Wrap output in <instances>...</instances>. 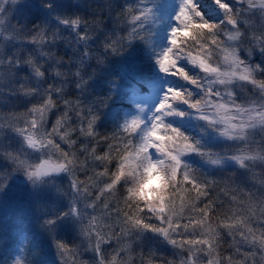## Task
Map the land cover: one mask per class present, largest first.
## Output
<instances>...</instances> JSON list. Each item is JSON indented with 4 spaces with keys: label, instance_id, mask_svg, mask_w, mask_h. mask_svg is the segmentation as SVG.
<instances>
[{
    "label": "snow or ice",
    "instance_id": "1",
    "mask_svg": "<svg viewBox=\"0 0 264 264\" xmlns=\"http://www.w3.org/2000/svg\"><path fill=\"white\" fill-rule=\"evenodd\" d=\"M217 5L224 12V20L220 24H209L203 20L200 13L193 7L192 0H183L179 12L176 16L177 27L171 32L170 47L167 48L158 59L157 63L161 72L170 74L173 77V87L161 99L155 110L148 117L147 121L140 117H134L124 123L123 129L112 136L100 137L106 145V150L99 144V140L94 133L95 118L79 108L73 106L71 99L62 98L64 109L50 123V113L56 107L60 96V89L55 82H49V72L39 59H34L30 51L25 47L31 44L34 49L36 46L47 42L48 36L43 25H34L30 29H23L11 23L10 17L14 11L8 0H0V35L7 41L20 42V46L7 52L6 60L8 64L7 74L14 81L11 95H21L27 98V104L19 108L20 101H16L12 107L6 110L0 108V121L11 127V130L18 136L22 137L21 145L27 144L30 148L41 147V140L52 145L60 152L67 162L71 163L75 157V153L69 148L72 143L79 142V151L89 158L96 161H104L99 167L90 168L84 175L83 179L76 177L73 179V187L78 183L91 182L92 173L103 175L108 172L107 163L109 161V153L112 151H120L121 149L136 148L141 152H147L153 157H159L161 154L170 156L175 162L176 167L173 170L174 176H179L180 183L185 186V191L191 194L189 203L193 206L192 212L195 215H189L181 219L179 223L172 221H163L160 224H148L139 215L129 216L128 221L131 227L142 228L154 233L163 234L168 243L182 250L179 261H174L166 257L167 264H234V258L239 256L241 259L239 264H245V260L249 255L248 248L260 246L264 247V227H257L252 224L247 216L241 213L247 211L254 214L256 202L252 199L251 194L241 185H237L231 175L223 179L209 178L207 175L198 170H194L186 164L182 163V157L193 152L194 144H201L200 140H193V137L186 135L178 127L170 123L169 118L183 117L188 114L194 115L198 120L202 121L206 130H215V126L209 121L207 109L213 104L216 105V111H229L235 109L242 112L246 116L247 122L242 124L239 136L236 137L239 147L231 150V154L223 157L234 161L240 168L251 173L249 179L254 183H264L261 170L249 168V162L257 159H264V154L260 151L261 140L253 137L254 143H249V137L244 132V128L250 124H258L264 120V103H260L255 96L249 97L247 101L237 103L238 97L232 89H224L218 92L212 88L209 91L206 87H200L203 82L199 80L197 75H193L192 68L188 66V57H185L178 48L180 43L179 36H186L189 28L184 27L185 21L195 24L194 29H206L208 31L222 30L225 36L232 37L233 34L241 35L240 22L238 12L235 8L222 0H216ZM148 13V10H147ZM146 15L145 11L134 9L129 6L122 13H118L117 17L123 16L128 20L129 24L136 25L131 29L125 39L131 40L133 33H138L139 25ZM56 19L61 25H67L76 33V40L84 42V49L80 51L81 57L89 51L87 41L91 38V33L87 27L81 32L80 26L82 21L79 17H60ZM199 20V23L194 20ZM86 24V22H84ZM247 24V20H243ZM227 25L228 27H225ZM248 37L255 41V45L264 52V36L259 35L255 30L248 33ZM59 30L55 29L52 39H58ZM138 38H143L140 36ZM106 39L111 40V44H105V48H113L117 36L113 38L108 36ZM191 39H195L192 35ZM67 42V41H66ZM213 45H217L215 40ZM223 47L222 44L217 45ZM251 54V49H246ZM180 53V54H178ZM48 55L42 51L41 58ZM224 55L238 65L243 63L241 73L239 74L244 82L245 91L250 87L252 93L264 92V80L255 76L250 70L247 62H241L236 59L234 50L224 49ZM63 60L62 57H57ZM45 63H47L45 61ZM27 66L28 75H20L18 69ZM201 67L207 69L206 61L201 63ZM258 71H264L259 65H255ZM214 70V69H213ZM59 75V73H57ZM180 79H175V77ZM183 81V83L181 82ZM19 82L18 84L15 82ZM186 85L195 88V92L190 90ZM228 99H225V98ZM182 104L186 106L188 112H180L176 110V106ZM143 111V109H141ZM73 121L71 127L65 132L64 136L73 135L75 140L68 142L61 137L60 129L64 126V121ZM50 123V127H49ZM78 126V127H77ZM235 127L234 125H231ZM43 127L44 136H37L32 129ZM49 128L51 131H49ZM139 131V137L136 134ZM255 131V129H253ZM81 137L91 138L86 142ZM69 147L66 148L65 144ZM174 148L176 151L170 152L169 149ZM178 153V154H177ZM196 153L202 158L207 159L212 155L211 150L200 148ZM3 156L6 161L10 162L13 171H25L31 178L33 176L47 175L52 172H59L64 168L63 163L57 164L55 161L43 159L39 155L35 160L30 155L21 150H3ZM207 162L210 165L218 166L219 159H211ZM81 164H86L81 161ZM98 169H102L98 170ZM120 174H114V178L105 186V190H112L119 182ZM3 188V185H0ZM238 193H246L247 200H241ZM105 209L110 207L108 201H104ZM75 211V209H72ZM61 215H65L62 213ZM126 215V214H125ZM59 217H57L58 219ZM187 222H184V221ZM100 217L90 215L87 223L81 224V235L87 240V243L74 244L71 247L54 239L55 246L59 253L63 264H123V256L128 260L132 259L133 252L131 245L122 239L123 234L128 231V227L121 224H105L100 226ZM44 225L52 226L55 224L54 219H45ZM166 225V226H165ZM116 227H120L117 232ZM52 228L49 227L51 233ZM175 233L176 237L169 235L170 232ZM239 234L248 242V248L241 247L236 235ZM109 242H114L109 250L106 246ZM85 251L92 253L89 260L82 259ZM187 253V255H184ZM143 264H153L154 252L147 255L137 252ZM16 264H22L21 260H17Z\"/></svg>",
    "mask_w": 264,
    "mask_h": 264
},
{
    "label": "clouds",
    "instance_id": "2",
    "mask_svg": "<svg viewBox=\"0 0 264 264\" xmlns=\"http://www.w3.org/2000/svg\"><path fill=\"white\" fill-rule=\"evenodd\" d=\"M29 2L30 0H8L9 5H19L21 7L27 5ZM237 2L239 6L235 9L241 21H248L247 24H244L245 27L243 29L241 28V35L233 34L232 37H228L224 35L222 30L208 31L204 29H192L195 39H187L183 36H179L180 43L178 48L185 57L189 58L188 63L192 65L199 80L203 82L200 84V87H206L209 91L215 88L221 93L224 89H232L235 95V90L239 89L244 95L237 100V103H240L242 100L247 101V99L252 96H255L260 103H264V92L256 94L251 92V94H249L241 90L244 87V82L239 74L244 64L241 63L238 65L224 55L225 48L234 50L236 59L241 62L246 61L250 70L255 73V76L264 80V71L256 70V64L250 63L254 52H259L261 60L264 61V52H262L259 47L254 46L255 41L248 37V33L251 30H255L259 35L264 36V0H237ZM40 3L46 9L52 7V0H40ZM67 3L74 6L89 8V11L92 13L89 17H86L83 13L65 17H79L82 21L81 26H83V30L86 26L91 33V38L103 31L105 20L109 17H111L114 27L126 26L129 28L124 35H120L119 33L115 36L106 35L104 40L98 45L100 50L89 47L88 53L81 57L77 45L84 44V42H78L76 40V33L74 30L72 31L75 33V39H70L61 34H59L60 38L52 39L55 28L49 29L44 24H39L44 26L48 40L46 43L36 46L30 51L34 59H39L40 62L44 64L46 70L49 72V79L54 80L57 87L60 89V96L57 97L58 103L56 107L52 109V113L58 116L63 111L64 106L62 98L67 95L69 89H72L75 94V98L72 100L73 106L86 112L89 117L95 118V124L93 126L95 135L101 138L105 136L110 137L121 131L123 125L119 130L108 135H104L97 131L96 125L102 118L103 112L110 101V97H96L92 95L87 85L93 75H95V71L85 76V68L90 62L95 65H102L107 57L123 55L128 50L129 42L134 39H139L138 37L143 36V33H133V38L131 40L124 38L131 29L136 27V25L129 24L128 20L123 16L117 17L118 13H122L129 7L127 5L113 14L112 8L116 0H67ZM143 11H145L146 15L142 19L139 27L149 19L147 9H143ZM84 22H86V24ZM12 24L16 25L15 23ZM190 25V21L184 22V27L189 28ZM3 26V23L0 22V27ZM225 27L228 26L225 25ZM108 36H112L113 38L119 37L114 45L115 50H113V48H105V44L112 43L111 40L106 39ZM213 40L217 42V45L222 44L223 47L213 45ZM60 41L63 42L64 47L70 48L71 50L67 59H64L62 55H58L56 52V45ZM7 45L8 41L0 35V108L5 110L7 109L4 107L5 105H13L16 102L9 100V96L27 99L19 92H17V95L10 94L14 81L7 74L8 64L5 58L7 55ZM246 49H251V54H248ZM42 51L47 52L48 55L40 59ZM101 51L104 52L103 56L101 55ZM57 57H62L63 60H58ZM45 61L47 63H45ZM205 61L208 70H205V67H201V63ZM57 73H59V75H57ZM15 83L18 84L19 82L17 81ZM88 96L92 98L87 99ZM225 99L228 98L226 97ZM207 112L209 121L215 126V130L211 131L219 137L229 141H236V137L239 136L241 131L240 126L247 122L245 114L235 109L217 112L216 105L213 104L207 109ZM72 123L73 121L66 120L64 121V126L60 129L61 137L68 142L75 140V137L73 135L65 137L63 134L71 127ZM253 129H255V131H253ZM6 130L12 131L9 125L0 121V141H2ZM243 130L249 137V143H254L253 137H255L256 140L262 141L260 144V151L264 154V120H261L258 124H250ZM32 131L37 136L45 135L43 127L34 128ZM49 131H51L50 128ZM83 138L84 139L81 140L85 142L91 139ZM193 140L195 141L198 139L193 138ZM78 145L80 146L79 142L72 143L69 148L71 152L75 153V157L71 163L67 162L60 152L52 145L47 144L43 139L41 140V147L39 149L30 148L26 143L21 145L20 150L22 152L31 155L28 150H34L43 159L55 161L57 164L63 163L64 168L59 172H52L47 175L33 176L30 178L25 171H13L11 165L10 170L5 169L0 172V185H3L4 188L9 178L13 174L19 173L26 178L34 191L39 192L43 190L51 192L53 196H63L70 204V208L65 215L70 214L75 218L78 222L80 235L81 224L87 223L90 215H97L100 217L99 223L101 227L109 223L121 224L128 227V231L123 234L122 239L131 245L133 256L131 260L123 256V264H143V260L136 255L137 252L133 251V244L139 239L144 229L131 227L128 221L129 216L139 215L146 223L156 225L160 224L162 220L179 223L182 218L195 215V213L192 212L193 206L189 203L191 194L185 191V186L180 183L179 176L173 175L176 162L165 154H161L159 157H153L149 153L141 152L136 148L112 151L109 153L107 173L100 175L93 172V179L91 182H85L83 184L78 183L73 187L72 182L74 178L84 177L85 173L90 168L99 167L100 164L104 163V161H96L94 158H89L84 153H81ZM65 147H69L68 143L65 144ZM200 148H202L201 144H194L192 153H196V150ZM4 149H6V147L3 143H0V158L5 160L3 156ZM169 151L174 152L176 150L170 148ZM226 155H228L227 152L218 153L212 151V155L207 159L200 157L206 162L211 159H219L220 164H222V162L226 160L223 158ZM81 161H85L86 164L82 165ZM207 163L210 164L209 162ZM249 168L261 170V178L264 179V159H257L249 162ZM246 172L248 174L247 179L250 181V186L246 190L251 194L252 199L255 200L256 209L254 214L247 211L241 214L247 216L251 223L257 227H264V183H254L249 179L251 173L248 171ZM57 173L66 174L70 183L60 185L54 175ZM114 174L121 175L119 182L112 190H105V186L114 178ZM233 179L237 185H241L237 179ZM238 195L241 200H247L249 198L246 193H238ZM104 201L110 203L108 209L104 208ZM72 209H75V211H72ZM184 222L187 221L185 220ZM115 230L120 232V227H116ZM174 234V231L169 233V235ZM160 235L167 240L163 234ZM82 237L83 242L87 243L86 238L84 236ZM236 239L239 241L241 247L248 248V242L239 234L236 235ZM248 251L249 255L245 260V264H264V247L255 246L248 248ZM56 253L59 257L60 264H63L61 253L58 252L57 248ZM184 255H187V253H184ZM180 259H182V257ZM240 259L239 256L235 257L234 264H239ZM2 264H16V261L5 259ZM28 264H38V262L30 258ZM153 264H167V260L161 259V257H153ZM185 264H187V262H185Z\"/></svg>",
    "mask_w": 264,
    "mask_h": 264
},
{
    "label": "rangeland",
    "instance_id": "3",
    "mask_svg": "<svg viewBox=\"0 0 264 264\" xmlns=\"http://www.w3.org/2000/svg\"><path fill=\"white\" fill-rule=\"evenodd\" d=\"M211 1L216 5L217 11L224 14L223 10L217 5L216 0ZM182 2L183 0H148L144 4V6H148L147 8L138 9H147L149 16V28L147 29L145 25L138 28V32L143 33L144 36L142 39L139 38V41L143 42V40H145L143 55L147 53L145 50L149 48L147 45L149 39H151L154 34H157L156 32L164 35L165 43L170 45L171 32L177 27L178 22L176 16ZM194 2L195 0H192L193 7L197 10ZM69 5L71 4L67 3V0H52V7L46 9L41 5L40 0H30V2L23 7L19 5L12 6L14 11L10 20L11 23H15L18 27L26 29V22L33 20L34 15L37 13V15L40 16V20H38L39 23L37 22L38 24H44L49 29H58L59 34L73 39L75 33L71 28L67 25H61L56 19L57 16H74L71 11L68 13L66 12L68 8L65 7ZM151 25L153 26V30L150 28ZM244 27V23L241 21L240 28L243 29ZM194 28H196V25L191 24L187 30L188 34L185 37H190L191 33H193L192 29ZM112 36H115V33ZM94 40V38L88 40V46L100 50L98 45H100L101 41L104 39L98 43H95ZM134 41H138V39L129 42L128 58L121 66L120 64L114 63L115 66L102 68L103 64L104 66L107 65L105 59L102 65H95L90 62L85 68V76L90 72L95 71V75H93L92 79L89 81L87 88L94 80H99L100 82V80L105 79V77H108L109 80H111L113 76L118 75L119 78L117 80H113L114 82L110 81L112 84L110 83L111 85L109 86L108 93L111 95V101H115V103L120 102L122 104L119 106L121 109V120L115 121L117 124L121 123V126L124 125L122 122L125 123L134 117H140L142 120L147 121L148 117L155 110L152 106V101L158 98V102V100L162 99L168 93L169 89L173 87L170 86L172 84L168 81V79H173V77L170 74L161 72L159 66L157 67V71L155 70L152 74H148L147 71H144L143 66L139 67L137 65L135 58L136 49L131 46ZM140 42H136V45H139ZM58 44L62 46V51L70 49L64 47L62 41L57 43L56 49L59 47ZM82 45L83 44H80L81 48ZM136 45L134 47H136ZM19 46L20 42L8 41L6 51L10 53L13 49ZM25 47L31 51L33 46L27 44ZM139 53H141V51H139ZM101 55H104L103 51H101ZM113 56L116 60L119 59V56ZM113 56L111 57L113 58ZM250 63H255L264 69V61L261 60L259 52L253 53ZM114 68H118L116 73L112 72ZM119 69H122V71H119ZM18 72L20 75H28L29 70L27 66H23L18 69ZM192 74L196 75V72L193 70ZM175 79L180 78L177 76ZM49 82L55 81L49 79ZM99 82L97 85L98 89L99 87H101V90L107 89L104 85H100ZM181 82L183 81L181 80ZM193 91L196 90L194 89ZM235 91L238 100L243 97V92L239 89H236ZM245 92L251 94L252 90L250 87H247ZM8 99L12 101H20L19 108L21 110L27 104V99H21L20 97L9 96ZM180 105L183 106L182 104ZM12 106L13 105H5L4 107L10 108ZM141 109H143V111H141ZM182 112H188V110ZM50 116L54 119L53 113H50ZM182 118L179 129L191 137L195 134H202L200 139L199 136H196L195 139L200 141L206 139L204 142H201L203 149L218 153L227 152L228 154H231L232 149L239 147L238 142L234 140L229 141L225 138L219 137L211 130H206L204 123L198 120L194 115L188 114ZM100 122H102V120ZM137 135L139 137V131ZM81 139L84 138L81 137ZM21 141L22 137L18 136L13 131L6 130L0 143H3L8 150L18 151L21 149ZM28 151L31 153L30 158L35 160L38 153L34 150ZM200 159L201 157L197 153H190L182 157V163L195 169L193 161H199ZM204 165H207L205 168L206 170L216 169L218 172L216 175L219 179L231 175L233 178L237 179L245 189L250 186L246 170L240 168L230 159H226L218 166L210 165L206 161H204ZM10 168V162L0 158V172L5 169L10 170ZM98 170L102 171V169ZM82 178L83 177H81V179ZM56 179L60 185L70 183L68 177L64 173L59 177H56ZM69 208L70 204L63 196H53L51 192L43 190L39 192L34 191L23 175L19 173L13 174L5 184L4 188L0 189V264H2L5 259H10L12 261H17L19 259L22 261V264H28L30 258L36 260L38 264H60L59 257L56 253L54 239L62 241L70 247L74 244H82L83 242V237L79 233L78 222L75 218L70 214L61 215L62 213H67ZM57 217L59 218L57 219ZM45 219H54L55 224L52 226L44 225L43 222ZM49 227L52 228L51 233L49 232ZM173 236L174 238L179 239L175 234ZM113 243L114 242H109L106 247L110 250ZM151 246L155 247L158 257L163 255L174 261H178L181 258V249L170 245L163 236L149 230H144L139 239L133 244V251L147 255L153 250ZM91 258L92 253L90 251H85L82 255V259L85 260Z\"/></svg>",
    "mask_w": 264,
    "mask_h": 264
},
{
    "label": "trees",
    "instance_id": "4",
    "mask_svg": "<svg viewBox=\"0 0 264 264\" xmlns=\"http://www.w3.org/2000/svg\"><path fill=\"white\" fill-rule=\"evenodd\" d=\"M148 1V0H147ZM146 0H116L115 5L112 8L113 14H115V12L121 8H123L125 5L127 6H131L134 7L135 9H139V8H147L148 6H144V4L147 2ZM222 2L227 3L228 5H231L233 8H236L239 6L237 0H222ZM195 7L197 8V11L200 13V15L203 17V20L209 24H220L223 20H224V14L219 13L217 11L216 5L213 3V1L211 0H195L194 2ZM65 8L67 9V13L68 12H72V14L76 15L79 13H83L86 17H89L92 15V13L89 11L88 7H80V6H74V5H69ZM65 8H61V9H65ZM69 10V11H68ZM156 12V11H154ZM42 17V16H41ZM38 20H40V16L37 15V13L34 15L33 20L31 21H27L26 22V29L31 28L34 25H38ZM38 22V23H37ZM194 22L199 23L200 21L198 20H194ZM151 24V23H150ZM146 26L147 29L149 28V21H146L143 26ZM151 30H153V26H150ZM129 28L126 26H120V27H114L113 26V21L111 19V17H109L108 19L105 20V23L103 25V31L97 33L96 36L92 37L95 40V43L100 42L102 39L105 38L106 35H113L115 33V35L117 33H119L120 35H124V33H126V31ZM206 30V29H204ZM80 31H83V26H80ZM155 32V31H154ZM190 32V31H189ZM157 34H154L151 39H149L148 41V46L149 48L146 49L145 51H147V53L145 55H143L144 49H145V40H143V42H140L139 39L138 41H134L131 46L133 48L136 49V61H137V65L139 67L143 66L144 67V71H147L148 74H152L155 70L157 71V67L159 66L157 61L158 59L161 57V54L170 47L169 44L165 43V36L162 34H159L158 32H156ZM193 33H191L190 37H185L184 35H182L183 37L187 38V39H191ZM144 37V36H143ZM75 39V37L73 38ZM147 39V40H148ZM136 42H140L139 45H136ZM95 45V44H94ZM93 45V46H94ZM136 45V47H134ZM59 47H57L56 52L58 55H62L64 57V59H67V57L70 54V49H66L64 51H62V46H60L58 44ZM85 45H82V48L80 47V44L77 45V49L79 51H83ZM91 48H94L91 46ZM132 49V48H131ZM139 51H141V53H139ZM129 53V48L128 50L123 54L119 56V59L116 60L113 56V58H106L107 61V65L103 67H112L115 66L114 63L116 64H120V66L122 64H124L125 60L128 58L127 55ZM133 56V54H132ZM131 56V57H132ZM134 58V59H135ZM186 67L192 68V66H188L186 61L184 62ZM118 66V65H117ZM119 68V67H118ZM118 68H114L113 69V73H116V71L118 70ZM122 71V69H119V71ZM119 77L118 75L113 76V78L111 80H109L108 77H105V79H101L100 82L99 80H94L92 82V84H90L88 86V88L91 90L92 95L96 96V97H110V101L107 105V107L105 108L104 112H103V116L101 118L102 122H98L96 125V129L97 131H99L100 133L104 134V135H108L110 133H114L117 130H119L121 128V123H115V121L117 120H121V109L119 108L120 105H122L120 102H116L115 101H111V95L108 93L109 91V86L112 84L110 81H115L117 80ZM167 79V78H166ZM100 83V85H104L107 89L101 90V87H99L98 89V82ZM113 81V82H114ZM169 83L172 84L170 86H173V79H168ZM103 82V83H101ZM111 83V84H110ZM183 83V82H182ZM186 87H189L190 90H194V88H191L189 85H186ZM195 92V91H193ZM66 99H71L74 100L75 98V94L74 91L72 89H69L67 92V95L65 96ZM91 96H88L87 99H91ZM158 99V98H157ZM154 99L152 101V106L153 108H156V106L160 103L161 99L158 100ZM115 103V104H114ZM125 106V104H124ZM112 110H113V114H112ZM176 110L177 111H186L188 110L186 108V106H181L180 104L176 106ZM86 113V112H85ZM112 115V116H111ZM113 117V118H112ZM183 118L182 117H173V118H169L170 123L175 126L178 127L180 126V122ZM53 120L52 117L50 116V121ZM122 122V121H121ZM122 124H124V122H122ZM196 136H199V139L202 137V134H195L193 136V138H196ZM136 138H138V135L136 134ZM97 140H99V144L102 148H104L106 150V145L104 144V141L102 139H100V137H97ZM206 139L201 140V142H204ZM79 147V145H78ZM194 167L196 170L200 171L201 173L207 175L209 178H214V179H219V177L216 175L218 172L216 171V169H208L206 170V166L204 165V161L202 159H200L199 161H193ZM194 169V170H195ZM153 250H151V252L155 253L154 258H160V257H164L162 254V256L158 257L157 256V251L155 249V247H152ZM1 263V262H0Z\"/></svg>",
    "mask_w": 264,
    "mask_h": 264
},
{
    "label": "water",
    "instance_id": "5",
    "mask_svg": "<svg viewBox=\"0 0 264 264\" xmlns=\"http://www.w3.org/2000/svg\"><path fill=\"white\" fill-rule=\"evenodd\" d=\"M62 173L54 174L56 177H59Z\"/></svg>",
    "mask_w": 264,
    "mask_h": 264
}]
</instances>
